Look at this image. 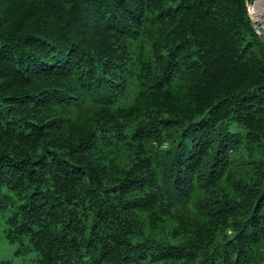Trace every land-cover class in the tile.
<instances>
[{
    "label": "trees",
    "instance_id": "obj_1",
    "mask_svg": "<svg viewBox=\"0 0 264 264\" xmlns=\"http://www.w3.org/2000/svg\"><path fill=\"white\" fill-rule=\"evenodd\" d=\"M247 1L0 0L9 242L37 264H264Z\"/></svg>",
    "mask_w": 264,
    "mask_h": 264
},
{
    "label": "rangeland",
    "instance_id": "obj_2",
    "mask_svg": "<svg viewBox=\"0 0 264 264\" xmlns=\"http://www.w3.org/2000/svg\"><path fill=\"white\" fill-rule=\"evenodd\" d=\"M264 3V1H262ZM264 9V5L262 6ZM259 37L264 42V30L259 34ZM21 249L20 253H15L16 250ZM36 251L26 241L9 242L5 235L4 217L0 214V260L9 259L12 264H37Z\"/></svg>",
    "mask_w": 264,
    "mask_h": 264
},
{
    "label": "built area",
    "instance_id": "obj_3",
    "mask_svg": "<svg viewBox=\"0 0 264 264\" xmlns=\"http://www.w3.org/2000/svg\"><path fill=\"white\" fill-rule=\"evenodd\" d=\"M264 0H248L246 2V11L253 29L256 32L264 30V9L262 6Z\"/></svg>",
    "mask_w": 264,
    "mask_h": 264
}]
</instances>
